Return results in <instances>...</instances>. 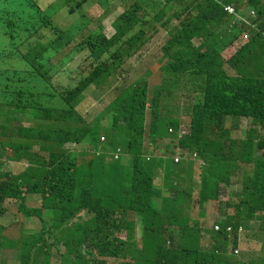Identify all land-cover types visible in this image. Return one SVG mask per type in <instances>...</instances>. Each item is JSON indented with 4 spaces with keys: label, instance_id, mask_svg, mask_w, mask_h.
<instances>
[{
    "label": "trees",
    "instance_id": "1",
    "mask_svg": "<svg viewBox=\"0 0 264 264\" xmlns=\"http://www.w3.org/2000/svg\"><path fill=\"white\" fill-rule=\"evenodd\" d=\"M95 1L68 0L64 14L55 9L51 14L45 13L47 19L39 18L32 28L24 29L22 20L43 14L37 3L34 0H0V76L5 74L4 84L17 87L10 90L17 94L22 109H36L39 112L37 105L43 86L45 93L49 86L53 95L62 98L67 105L63 110L44 109L43 114L31 113L28 120L32 123L31 129H23L19 126L22 123L17 121L0 126V148L11 146L29 150L36 138H49L53 143L58 138L55 128L61 120H84L77 111L83 94L94 85L101 88L112 72L118 70V64L125 55L138 45V41L144 46L150 42L145 37L149 34L148 23L157 14L152 7H159L158 0H133L115 21L116 33L112 38L105 35L100 26L99 29H89L90 24L99 21L97 16L86 11V5ZM102 1L113 4L116 0H100L98 4L103 5ZM7 4L8 7L2 9ZM209 10L213 11L214 16L193 17L192 27L185 25L177 35L172 33L171 39L182 42L193 34L194 37L203 38L205 44L210 46V53L204 57H211L212 61L210 65H202L208 71L207 76L196 83L205 94V100L195 107L191 134L181 137L180 121L163 116L160 109L163 93L156 94L153 114L148 122L147 101L138 98L139 91L134 94L132 90L130 96L124 95L118 104L110 107L107 115L113 117V126L105 127L99 122L100 125L77 129L70 136L64 131L65 138L92 145L81 152L64 151L61 148L66 142L58 140L60 157H54V161L52 155L51 163L57 161L58 164L47 171L50 180L46 185L33 189L35 193L43 195L42 207L33 211L43 219L45 232L62 229L69 239L76 242L83 264L90 263L94 248L103 256H118V253L126 256L128 247L116 233L125 229L128 226L125 225L126 221L132 218L141 222L145 236V249L138 250L140 264H264V244L259 251L248 250L243 258L235 254L224 257L232 245L226 232L229 226L238 230L240 226H249L253 220H257L260 231L264 232V215L258 214L264 211V154L257 153L264 151V41L260 44L262 34L256 30L252 43L239 50L230 60H225L223 53L234 44L242 31L238 27L230 30L216 25L226 20L220 10L212 6ZM74 15L79 16V21L66 31L60 29V24ZM261 28L264 31V26ZM83 33L85 39L75 54H65L70 61L75 59L77 66L72 72L77 83L60 90L54 84V76L66 67L61 62L54 64L57 57L64 53L55 40L69 45ZM32 40L37 43L33 44ZM225 63L236 69L239 75H231L225 69ZM23 66L29 69L25 73L27 76L16 71ZM171 70L176 74L171 83H178L180 66L174 63ZM3 100L4 96L0 102ZM250 114L262 120V132L251 140L235 139L234 133L240 129L241 118ZM230 118L232 123L228 125ZM38 119L40 123L35 125ZM49 127L50 130L46 131ZM171 129L175 130L174 134L170 133ZM106 131L109 137L113 136L114 142L111 144L101 141V135ZM168 139L178 141L179 147L191 152V156L197 153L198 159L204 162L199 201L203 210H207V203L211 200L221 203L222 185H232L235 173L245 171L241 201L235 204L221 203L220 216L214 224L220 225L224 229L222 232L216 233L206 228L208 224L202 219L205 213L190 212L192 202L178 205V199L187 192L180 186L179 172L192 162L176 164L172 156L166 155L172 146L168 145L167 152H164L158 143ZM147 141L151 143L146 144ZM120 149L131 157L128 162L115 158ZM157 151L163 155L157 156ZM171 153L174 156L177 154L175 151ZM149 154H152L150 158ZM2 166L0 163V169ZM208 167L210 169L206 173ZM4 177L5 181L0 183V205L24 200L21 185H25L29 177L13 178L9 174H4ZM162 186L169 193H175L165 198V202L177 208L176 212H169L163 217L157 209H146L150 201L163 195ZM22 205L26 207L24 203ZM228 208H234L236 213L228 214ZM86 209H89L87 217H79ZM46 211L52 223L45 219ZM132 225L135 227L137 223ZM209 237L212 244L205 247ZM233 244L235 248L240 245L237 234ZM27 249H30L29 244ZM29 252L28 258L32 251Z\"/></svg>",
    "mask_w": 264,
    "mask_h": 264
},
{
    "label": "clouds",
    "instance_id": "2",
    "mask_svg": "<svg viewBox=\"0 0 264 264\" xmlns=\"http://www.w3.org/2000/svg\"><path fill=\"white\" fill-rule=\"evenodd\" d=\"M57 1L58 0H56L47 8L43 9L36 5L38 8H40V11L43 14L38 17H31L28 20H22L25 25L24 29L32 28L33 25L37 24L39 18L42 20L47 19L45 17V13L48 10L49 12L47 14H51L55 9H57L56 7H59L62 12H66L64 10L66 3L57 6ZM99 1L100 0H97L95 3L86 5V11L92 13L93 9L99 6L108 5V3H110L107 1H102V5L98 4ZM118 1L119 0H116L111 5L116 7V3ZM128 2L133 3V0H124V8L121 3L119 8L122 9L121 11L123 12L120 14V16L128 9L125 8V3ZM158 2L160 3L158 8L152 7V9L157 11V14L148 23L149 34L145 37L150 42L146 43L144 46L142 43H140V41H138V45H136L135 48L131 50V52H128L125 55V57L118 64V70L116 72H112V76H110L105 81V83H103V85L111 84L112 80L116 78L128 80L130 78V73H132V75L135 73L140 74V71L146 70L143 66L146 57L144 52L145 50H151L152 47H155L159 52V59L157 63H151L150 69L145 73V79H141L132 85H128L121 93L120 97L114 99V102L110 105V107L114 104H118V101L125 97L124 95L130 96L132 90H134V94L136 91H139L140 96H138V98L147 101L146 118H148V122H150L152 117L151 115L153 114L154 110L156 94L159 92L163 93L164 98H162L160 105L161 112L162 109L173 106L176 110L181 109L191 120V124L188 127V132L185 133L183 130V120L181 118L167 116L162 112L164 117L180 121V135L181 137H184L191 134L193 113L196 105L204 102L205 100V94L196 85L199 80L207 76L208 71H205L202 68V65H210L212 59L211 57H204L205 54L210 53V46L205 44L203 38H200L199 36L194 37L193 34H191L189 35L188 40H184L182 42L171 41L172 33L177 35L178 31L185 25L192 27V22L194 20L193 17H199L200 15L214 16L212 13L213 11L209 10V7L212 6V8L215 10H220L221 16L226 20L225 23L216 25H221L224 28H228L230 30H233L234 27H238V29L242 31L241 35L235 40L234 44L223 53L225 60H230L239 50L245 49L250 43H252L251 40L254 34H257L256 30H258L259 34H262L260 44L264 41V31L261 28V26H264V0H241V2H238V0H158ZM7 7L8 4L3 6L2 9ZM91 7L95 8L90 9ZM34 9H36V7H34ZM110 12V9H106L105 15L107 16V14ZM93 15L98 17V14ZM175 15H177L178 18ZM72 17L77 18L76 22L79 21L78 15L69 16V18ZM251 17H253V19L249 26L241 28L240 24L246 22ZM69 18L67 17L64 21ZM174 18L179 20L178 24H174ZM98 20L99 21H95L94 23L100 25L102 19L98 18ZM215 21L216 20L214 19L213 22L215 23ZM63 22L60 24V29L65 31L76 23L74 22L71 24H64L63 26ZM91 25L92 24H90L89 27ZM100 28L102 31H104V34L107 35L105 27L100 25ZM89 29L93 30L91 28ZM95 29H99V26ZM113 30L116 33L115 28H113ZM249 32H251V35L248 34ZM166 33L169 36L168 39L165 37ZM84 34L85 33L80 34L69 45L55 40V43L59 47H62V51L64 53L57 57V60L54 61V64L61 62L66 67L63 72H59L54 76V84L60 90L75 86L77 83V80H75L72 72L74 71L73 68L77 66V64H75V59L70 61L68 58H65V54H75V50L83 43L85 39ZM196 40H199V43H197ZM31 42L33 44L37 43L36 40H32ZM235 45L239 47L237 52L235 54L231 53L225 57L226 52ZM80 56L85 57L84 55ZM160 56H162V58ZM168 56H171V59H166ZM153 57L154 56H152L151 59ZM134 61H139V63L133 64ZM174 63H177L180 66L178 83H171L172 78L176 77V74L171 70V67ZM69 64H71L73 67H68ZM227 65H229L231 69H234L230 64L226 63L225 69H227L231 75H235L231 72L230 68H227ZM28 70V67L23 66L21 70L16 71L23 73V76H27L25 73L28 72ZM234 70L236 71L237 75H239L237 70ZM157 77L159 78L160 82L159 84L153 86L152 81ZM5 78V74L0 76V91H3L2 94L5 98V100L0 102V126L6 124L9 125L10 121H17L22 123L19 126L23 127V129H31L32 123L28 122L31 113L35 112L37 114H43L44 109L63 110L67 107L62 98L53 95V92L49 86L47 87L46 93L43 86L41 99L37 105V107H39V112H37L36 109L34 111L31 109H22V103L20 99L16 97L17 94L11 92V90L16 89L17 87L6 86L4 84ZM25 80L27 83H30L28 79ZM190 83L193 85L192 89H188V84ZM122 84L125 83L123 82ZM144 84H148V86H141ZM93 87L100 89L95 85L92 86L83 94L82 100L77 107L78 113L83 117L84 120H77L75 122L66 119L61 120V122L55 128L56 132L58 131V138L53 141V143H51V139L49 138H36L37 141H33L32 149L29 150L13 148L11 146H8L6 149L0 148V163L3 164L2 168L0 169V183L5 181L4 174H9L13 178L29 177V180H26V184L21 185V192L23 193L22 196L24 200L19 199L16 201H8L3 205H0V264H83L79 259L78 246L76 242L69 239L68 235H66L62 229L45 232L43 219L38 213L33 211L34 209H40L42 207L43 195L42 193H35L33 189L37 186L46 185L50 180V174L47 173V171L51 169V166H56L58 164L57 161L56 163H51L52 155L54 161V157H60V148L57 143L58 140H63L66 142L61 148L64 151H78L72 149V147L75 145L81 152L92 145L76 142L71 140L70 137L67 139V137L65 138L63 136L64 131H66L68 136H70L73 135L77 129H85V126L94 124L100 125L99 122H102L105 127L107 125L113 126V124L109 123V117H111V119L113 118L111 115H107V118L104 122L102 121L103 118L101 117L96 123H88L85 119V116L83 115V112L80 111V105L85 98L86 93H88ZM176 91L180 96L178 100L175 99ZM188 91H190L191 94L188 93ZM189 95L192 96L191 101L188 99ZM3 96L0 95V100L3 99ZM58 99H61L65 105L58 106L56 104L58 103ZM22 101L24 102L25 99H22ZM110 107L107 109L106 114L108 113ZM255 116L256 115L254 114H250L249 116H244L241 118L240 129L238 132L234 133L235 139L247 140L250 138L251 140L260 135L263 130L262 120H260L259 116ZM39 123V119L35 121V125ZM230 123H232L231 118L228 119V125H230ZM11 124L16 125L15 122H11ZM25 124L27 126H25ZM49 130L50 127L46 131ZM104 133L105 132H103L101 135L102 143L111 144L114 142L113 136L109 137L106 131V138H104ZM170 133L174 134L175 130L171 129ZM147 143L151 142L147 141L146 144ZM158 144H160L164 152H167L166 148L168 145L172 146L171 151H175L177 154L174 156L170 151L166 155L172 156L175 159L176 164L192 162L186 167L185 170L179 172L180 178L178 180L180 181V186L183 190L186 189L187 192L178 199V205L182 206V203L187 205L188 203L192 202L193 204L190 212L194 214L204 212L205 215L202 216V219L208 224L205 227L208 229L211 228L212 230L216 231V233L222 232L224 229H222L220 225L214 224L216 223L217 219H219L221 203L225 201L235 204L241 201V199H230L229 194L226 196L224 195V192L226 190L230 193L235 191L236 194L242 198L241 193L243 192L244 188L245 171L235 173L232 185H222L223 191L221 203L220 201L211 200L207 203V210H203V208H201L199 205V201L203 188L202 176L204 162L201 159H198L199 155L197 153L194 154V156H191V152L180 148L178 141L168 139L161 141ZM152 152H154V149ZM263 152L264 151H258L257 153L264 154ZM156 154L157 156L163 155L159 151H157ZM151 155L152 154H149V158ZM115 158L117 160H122L124 163L131 159V157L123 153L121 149L116 152ZM253 166H255V163ZM209 169L210 168L208 167L206 173H208ZM205 177L206 174L204 178ZM49 185H51V183ZM160 188L163 191V195L158 196V198H155L152 202L150 201L146 209L148 207V210H151L152 208L157 209L163 217L169 212H176L177 208H173V204H170V202L169 204L165 202V198L172 197L175 195V193H169L164 186ZM21 203H24L26 207L23 205L21 206ZM218 203L220 204L217 205ZM88 210L89 209L83 211L79 217H87L89 214ZM235 213L236 210L234 208H228V214L234 215ZM258 214L264 215V211H260ZM44 217L48 222H53L47 211L44 213ZM79 217L74 221H77ZM149 217L154 218L155 216L150 215ZM211 220L213 221L211 222ZM37 221H39L41 224L39 227H37ZM132 223H137V225L134 227ZM125 225L128 226L125 229H122V231L117 232L116 236L126 243L128 247L127 255L125 256L121 255V253H118V256H103L100 254L99 250L94 248V257L90 260L89 264H140V261L138 262V250L145 249V236L143 233L142 224L138 219L132 218L130 221H126ZM211 226H214V228ZM253 231H258V235L252 234ZM226 232L229 234L230 239L232 240V245L229 252L224 254V257L226 258L227 256H234V254L235 256H238V258H243L245 252L248 250L259 251L261 245L264 244V242L259 239L260 235H263L264 232L260 231L257 220H253L249 226L246 224L240 226L238 230H236V228L231 225L227 228ZM235 234L239 236L240 241V245L237 248H235L233 244L235 240ZM28 244L30 249H27ZM211 244L212 240L209 237L205 241V247H210ZM244 244H246L245 250L242 249ZM83 248L84 252L87 253V247L84 246ZM29 251H32L30 258L27 257V254L30 253Z\"/></svg>",
    "mask_w": 264,
    "mask_h": 264
},
{
    "label": "rangeland",
    "instance_id": "3",
    "mask_svg": "<svg viewBox=\"0 0 264 264\" xmlns=\"http://www.w3.org/2000/svg\"><path fill=\"white\" fill-rule=\"evenodd\" d=\"M37 5L39 7L43 8H47L48 6H50L52 3H54L56 0H34ZM67 0H58L56 2L57 6H60L64 3H66ZM122 0H119L116 3V7L113 5H111V3H108V5H103V6H99L97 8L95 7H91L95 8L92 10V14H98V18L102 19V21L100 22V25H103L106 29V33L109 37H112L113 34L115 33L113 28H114V22L117 20V18L120 16V14L123 12L121 11L122 9H120V5ZM132 3H125V8H128ZM57 10L60 11V14H62V11L59 7H56ZM106 9H110L111 12L109 14H107V16L105 15V11ZM49 10L46 12L48 13ZM65 12L63 11V14ZM177 17V15H175ZM178 18V17H177ZM253 17L249 18L246 22H243L242 24H240L241 28H244L246 26H249V24L251 23ZM77 21V18H69L66 21L63 22V26L64 24H71ZM104 21V23H103ZM179 20H177L176 18H174V24H178ZM99 24H92L90 26L91 29H95L98 28V26H100ZM249 35H251V32L248 33ZM165 37L168 39L169 36L166 33ZM197 43H199V40H196ZM239 49V47H237V45H235L233 48H231L229 51L226 52L225 57L230 55L231 53L235 54L237 52V50ZM144 54L146 55L145 57V61H144V67L146 70H142L140 71V74L135 73L134 75H132V73H130V78L128 80H125L122 78L119 79H113L111 84H106L103 85V87H101L100 89H97L95 87H93L88 93H86L85 98L83 99L81 105H80V111L83 112V115L85 116V119L88 123H96L98 122V120L102 117V121L104 122L107 118V109L110 107V105L114 102V99H117L120 97L121 93L125 90V88L128 85H132L134 83H136L137 81L141 80V79H145L146 75V71L150 69L151 63L155 64L157 63L158 59H159V52L155 47H152L151 50H145ZM154 56L152 59L151 57ZM162 58V56H160ZM166 59H171V56L166 57ZM57 60V59H56ZM139 61H134L133 64H138ZM68 67H73L71 64H69ZM227 68H230L229 65H227ZM231 72L235 75H237L236 71L234 69H231ZM125 84H122V83ZM160 80L157 77L156 79H154L152 81V85L155 86L156 84H159ZM193 85L190 83L188 84V89H192ZM188 93H190V91H188ZM191 94V93H190ZM184 97V96H183ZM189 100H192V96H188ZM180 98V96L177 94V91L175 92V99L178 100ZM168 101V100H167ZM58 103H56L58 106H63L65 105V103L61 100L58 99L57 100ZM162 112L167 115V116H175V117H179L183 120V124H184V132L187 133L188 132V127L191 124V120L190 118L181 110V109H175L173 106L171 107H166L164 109H162ZM109 123L113 124V118L111 119V117H109ZM25 126H27L25 124ZM103 137L106 138V134H103ZM73 150H78L80 152V150L74 145L72 147ZM229 194V198L230 199H238L240 200L241 197L238 196L236 194V192H228L227 190L224 192V195H228ZM41 224L39 221H37V227H39ZM252 234L258 235V231H253ZM259 239L261 241L264 242V234L260 235ZM242 249H246V244H244L242 246ZM242 254V253H241Z\"/></svg>",
    "mask_w": 264,
    "mask_h": 264
}]
</instances>
